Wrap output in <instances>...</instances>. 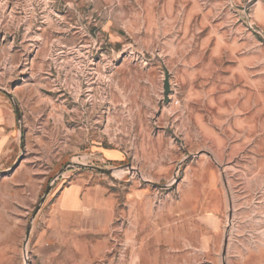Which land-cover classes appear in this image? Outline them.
Here are the masks:
<instances>
[{
  "label": "rangeland",
  "instance_id": "rangeland-1",
  "mask_svg": "<svg viewBox=\"0 0 264 264\" xmlns=\"http://www.w3.org/2000/svg\"><path fill=\"white\" fill-rule=\"evenodd\" d=\"M0 264H264V0H0Z\"/></svg>",
  "mask_w": 264,
  "mask_h": 264
}]
</instances>
